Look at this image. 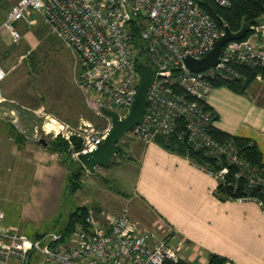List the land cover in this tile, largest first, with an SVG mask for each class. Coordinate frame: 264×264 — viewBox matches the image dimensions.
<instances>
[{
    "label": "built area",
    "instance_id": "obj_1",
    "mask_svg": "<svg viewBox=\"0 0 264 264\" xmlns=\"http://www.w3.org/2000/svg\"><path fill=\"white\" fill-rule=\"evenodd\" d=\"M210 1L220 7L231 3ZM38 18L72 52L75 86L85 106L103 124L98 127L81 119L71 127L38 110L35 114L42 123L34 129L35 139L42 133L60 136L77 159L79 154L94 151L113 126L105 111L114 112L119 120L130 111L140 83L135 58L141 48L153 75L143 115L128 132L144 143L157 136H174L201 151L214 159L216 168L207 172L218 182L225 183L230 176L234 191L237 181L243 182V193L234 198L237 202L254 200L264 213V201L251 193L257 188L264 196V167L247 162L233 141L219 142L212 137L215 115L206 103L213 82L242 77L238 66L254 71V80L264 83V16L246 27L242 38L222 46L216 65L198 72L189 70L183 59L205 56L228 27L225 22L218 25L199 0H17L0 22V37L6 34L7 45L18 44L23 37L18 25L29 30ZM5 77L0 64V117H8L16 126L14 111L5 109L10 102L1 88ZM72 135L80 138L79 149L69 141ZM231 169H235L233 173ZM4 218L0 208V264H8L10 259L27 264L33 254L40 256L39 264H167L180 259L170 245L168 225L140 229L125 213L89 211L86 227L68 235L49 231L35 240L7 228Z\"/></svg>",
    "mask_w": 264,
    "mask_h": 264
},
{
    "label": "crops",
    "instance_id": "obj_2",
    "mask_svg": "<svg viewBox=\"0 0 264 264\" xmlns=\"http://www.w3.org/2000/svg\"><path fill=\"white\" fill-rule=\"evenodd\" d=\"M16 2L0 0V20ZM6 40L3 34L2 51ZM5 79L1 88L7 97ZM247 97V91L214 86L206 103L217 116L213 127L253 141L264 163V105L246 102ZM129 150L135 155L115 167L113 177L128 197L152 212L157 223L169 226L170 245L180 259L206 264L209 255L216 254L227 259L225 264H264V213L256 201L220 200L214 195L218 184L214 176L154 141L133 140ZM10 152L31 168V174L17 223H6L4 212V225L24 235L28 226L53 223L68 172L61 155L38 141L24 138L21 145L13 143Z\"/></svg>",
    "mask_w": 264,
    "mask_h": 264
},
{
    "label": "rangeland",
    "instance_id": "obj_3",
    "mask_svg": "<svg viewBox=\"0 0 264 264\" xmlns=\"http://www.w3.org/2000/svg\"><path fill=\"white\" fill-rule=\"evenodd\" d=\"M18 26L23 34L19 43L6 44V51L0 49V63L8 72L4 84L7 86V98L10 102L5 105V109L13 110L14 117L17 116L16 126L8 117H0V208L6 213L5 222L9 224L17 223L31 174V168L16 161L10 152L14 142L9 134V130L11 131L9 126L19 133L23 131L28 140L39 142L43 139L47 142L58 136L53 133L48 135L42 133L39 139H35L34 129L40 127L42 123L41 118L35 114L38 110L71 127H76L81 119L90 121L98 127L103 124L85 106L83 95L75 86V58L72 52L49 33L48 26L40 18L29 30L24 26ZM247 93L246 102L264 105L263 82L253 80ZM133 140L139 139L132 137L129 132L119 139L122 152L115 155L107 167H95L92 171L84 168L79 178L80 187L76 191H69L64 182L66 187L61 190L59 203L57 202L56 215L52 220L53 222L56 220L54 224L47 222L36 226L26 225L28 227L25 228L24 235L33 239L38 231L62 230L68 213L81 205L87 206L88 212L95 214L102 211L111 214L125 213L138 222L140 229L158 230L164 227V223L156 222L152 212L136 203L137 199L128 197L113 177L114 168L125 164L127 159L135 155L129 150V144L131 145ZM68 155L73 162L80 163L70 152ZM115 188L124 195L117 193ZM38 258L40 256L33 254L28 264H39ZM8 264L21 263L16 259H10Z\"/></svg>",
    "mask_w": 264,
    "mask_h": 264
},
{
    "label": "trees",
    "instance_id": "obj_4",
    "mask_svg": "<svg viewBox=\"0 0 264 264\" xmlns=\"http://www.w3.org/2000/svg\"><path fill=\"white\" fill-rule=\"evenodd\" d=\"M199 4L201 7L217 22L218 25H221L222 22H225L229 29L233 32H237L243 26L248 27L251 24L257 23L261 16H264V0H231V3L228 7H220L214 2L210 0H199ZM135 42L139 46L140 40L138 38V33L135 32ZM136 64L138 66L139 63H147L143 50L139 48L137 56L135 58ZM237 70L241 74V78L235 79L233 81H216L213 82L214 86H226L230 88V90L236 93H245L248 87L253 83L254 80V71L249 70L246 67L238 66ZM207 108L211 109L208 105ZM212 110V109H211ZM213 112V111H212ZM215 119L217 118L216 114ZM9 134L13 139L14 143L21 145L24 142V137L17 131H15L12 126H9ZM210 133L212 137L219 142L233 141V143L237 146L239 150V154L251 165L256 167H264V163L262 162L261 152L255 145L253 141L244 137H238L234 135H230L224 131H221L217 128L212 127L210 129ZM154 142L162 146L168 151L178 153L182 156L187 157L192 163L203 168L204 170H208L209 168H216L215 161L212 158L205 156L201 151H195L189 148L185 143L177 140L174 136H157L154 139ZM46 147L52 151H56L61 155V161L66 167L68 174L66 177L65 185L69 188V191L74 192L79 187V178L84 167L80 163H75L69 158V146L68 143L58 137L54 140H50L46 142ZM115 155L120 154L122 152V148L120 144L117 143ZM113 155L112 158L115 156ZM111 158V159H112ZM112 162L109 161L105 167L110 165ZM235 169H231L230 172L233 173ZM230 175V173H229ZM238 182V190L234 191L232 189V185L230 184V176L227 182L220 183L218 182L217 187L214 191V195L220 200H235L234 198L237 195H241L243 192L241 190L243 182L241 180ZM64 185V186H65ZM65 186V187H66ZM115 191L121 195H124L122 191L118 188H115ZM253 195L257 198L262 199L264 201V196L260 191L256 188L251 191ZM88 214V208L85 205L76 206L73 211L68 213L66 223L62 230L58 231L62 235H68L78 227H86L85 219ZM56 220L54 219V222ZM53 222V224H54ZM53 225L50 226L52 228ZM49 232V231H48ZM57 232V231H53ZM47 232H37L35 233L33 239H39L43 237ZM32 256V255H31ZM31 258V257H30ZM30 260V259H29ZM39 260V259H38ZM37 260V261H38ZM226 258L216 255L210 254L206 264H225ZM29 263V261H28ZM27 263V264H28ZM167 264H190L182 259H179L176 262H168Z\"/></svg>",
    "mask_w": 264,
    "mask_h": 264
},
{
    "label": "water",
    "instance_id": "obj_5",
    "mask_svg": "<svg viewBox=\"0 0 264 264\" xmlns=\"http://www.w3.org/2000/svg\"><path fill=\"white\" fill-rule=\"evenodd\" d=\"M245 33L246 26H243L237 32H232L229 27H224L223 34L205 56L200 59L186 57L183 59V64L193 72L205 70L207 67L214 66L219 61V54L222 46L229 40L242 38ZM138 68L141 75L140 83L137 87L134 102L128 115L124 119L119 120L114 112L105 111V114L111 117L113 124L112 129L94 151L78 155L79 162L88 171H92L95 167L104 166L109 163L112 156L116 153L115 146L119 139L135 126L143 115L146 105V93L151 83L153 69L151 66L143 63H139ZM69 141L74 145L75 149L80 148L81 141L79 137L72 135L69 137ZM39 142L43 145L46 144L43 139Z\"/></svg>",
    "mask_w": 264,
    "mask_h": 264
},
{
    "label": "bare ground",
    "instance_id": "obj_6",
    "mask_svg": "<svg viewBox=\"0 0 264 264\" xmlns=\"http://www.w3.org/2000/svg\"><path fill=\"white\" fill-rule=\"evenodd\" d=\"M146 106V105H145Z\"/></svg>",
    "mask_w": 264,
    "mask_h": 264
}]
</instances>
